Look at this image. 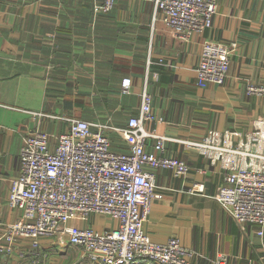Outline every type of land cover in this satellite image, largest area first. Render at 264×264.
<instances>
[{
  "label": "crops",
  "instance_id": "1",
  "mask_svg": "<svg viewBox=\"0 0 264 264\" xmlns=\"http://www.w3.org/2000/svg\"><path fill=\"white\" fill-rule=\"evenodd\" d=\"M103 0H0V237L20 216L10 208L11 180L20 170L19 152L32 130L44 133L53 148L70 119L106 127L110 149L127 152L114 129L127 127L138 114L140 94L151 99L157 124L147 130L166 138L156 152L183 160L187 175L153 170L163 194L152 203L144 232L155 243L177 239L194 252L189 264H264V234L241 227L217 203L222 171L183 141H201L208 130L251 132L264 115V98L246 93L248 84L264 86V0H217L211 27L179 41L161 20L156 0H115L106 12ZM212 40L237 48L221 85L197 86L201 44ZM130 81L128 93L121 83ZM198 170H201L198 171ZM202 183L203 192H192ZM68 225L102 233L115 219L92 214ZM38 264H92L66 239H38ZM34 248L23 240L0 264H37Z\"/></svg>",
  "mask_w": 264,
  "mask_h": 264
},
{
  "label": "built area",
  "instance_id": "2",
  "mask_svg": "<svg viewBox=\"0 0 264 264\" xmlns=\"http://www.w3.org/2000/svg\"><path fill=\"white\" fill-rule=\"evenodd\" d=\"M114 1L103 0L94 10L106 13ZM156 10L173 37L183 42L211 27L217 0H156ZM236 48L235 42L205 40L195 70L197 86L221 85ZM129 88L130 81L124 78L122 92L128 93ZM246 93L264 98V86L248 84ZM158 121L149 94L142 92L138 114L128 119L126 128L114 129L127 152L112 151L106 127H93L83 120L70 119L69 130L53 148L44 133L29 132L19 152V174L11 180L8 194L9 207L21 213L5 225L0 254L11 255L21 241L28 240L38 264V239L57 237L78 247L92 264H189L192 250L174 238L152 242L143 228L152 203L163 198L153 170L166 169L175 177H184L189 169L183 160L145 149L147 140L154 138L155 151H164L166 138L145 128ZM183 144L222 171L223 182L214 195L219 206L241 227L258 226L256 233L263 236L264 115L246 134L211 129L201 141ZM203 189L202 183H194L192 192ZM92 214L115 219L118 225L102 233L68 225ZM224 261V256L217 258L218 264Z\"/></svg>",
  "mask_w": 264,
  "mask_h": 264
}]
</instances>
